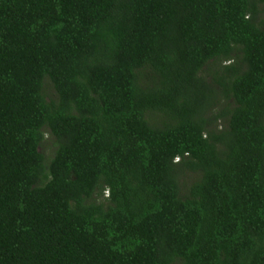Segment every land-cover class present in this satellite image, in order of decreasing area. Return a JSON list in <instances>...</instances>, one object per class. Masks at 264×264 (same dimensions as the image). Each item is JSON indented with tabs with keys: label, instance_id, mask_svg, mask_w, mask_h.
<instances>
[{
	"label": "trees",
	"instance_id": "obj_1",
	"mask_svg": "<svg viewBox=\"0 0 264 264\" xmlns=\"http://www.w3.org/2000/svg\"><path fill=\"white\" fill-rule=\"evenodd\" d=\"M0 264H264V0H0Z\"/></svg>",
	"mask_w": 264,
	"mask_h": 264
},
{
	"label": "rangeland",
	"instance_id": "obj_2",
	"mask_svg": "<svg viewBox=\"0 0 264 264\" xmlns=\"http://www.w3.org/2000/svg\"><path fill=\"white\" fill-rule=\"evenodd\" d=\"M46 88H47V90L51 96H55L56 92H55L50 81L47 82ZM220 122L221 121H219V123ZM53 142H54V140L51 138V136L47 135L46 140L44 141L43 145L41 146V150L44 152V154L48 160L54 155L55 147L52 145Z\"/></svg>",
	"mask_w": 264,
	"mask_h": 264
}]
</instances>
